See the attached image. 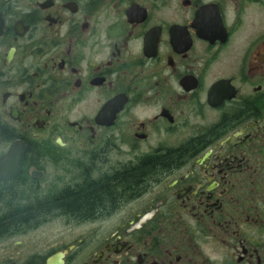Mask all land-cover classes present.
<instances>
[{
    "label": "flooded vegetation",
    "instance_id": "flooded-vegetation-1",
    "mask_svg": "<svg viewBox=\"0 0 264 264\" xmlns=\"http://www.w3.org/2000/svg\"><path fill=\"white\" fill-rule=\"evenodd\" d=\"M0 264H264V0H0Z\"/></svg>",
    "mask_w": 264,
    "mask_h": 264
},
{
    "label": "trees",
    "instance_id": "trees-1",
    "mask_svg": "<svg viewBox=\"0 0 264 264\" xmlns=\"http://www.w3.org/2000/svg\"><path fill=\"white\" fill-rule=\"evenodd\" d=\"M80 205L79 202H75L74 204L72 203V207H69V209L71 211H75V213L78 214H85V213H90L92 212L91 209H89L88 207H78ZM97 209H103V207H96ZM29 212V213H28ZM33 212L32 208H28V207H20V215L21 218L24 219L26 215L30 214ZM28 213V214H26Z\"/></svg>",
    "mask_w": 264,
    "mask_h": 264
}]
</instances>
